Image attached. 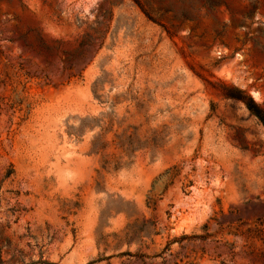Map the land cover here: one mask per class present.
<instances>
[{
	"label": "rangeland",
	"instance_id": "1",
	"mask_svg": "<svg viewBox=\"0 0 264 264\" xmlns=\"http://www.w3.org/2000/svg\"><path fill=\"white\" fill-rule=\"evenodd\" d=\"M264 0H0V264H264Z\"/></svg>",
	"mask_w": 264,
	"mask_h": 264
},
{
	"label": "trees",
	"instance_id": "2",
	"mask_svg": "<svg viewBox=\"0 0 264 264\" xmlns=\"http://www.w3.org/2000/svg\"><path fill=\"white\" fill-rule=\"evenodd\" d=\"M224 96L225 98L242 102L248 112L254 116L264 128V107L255 102L246 91L238 87H228V91Z\"/></svg>",
	"mask_w": 264,
	"mask_h": 264
}]
</instances>
